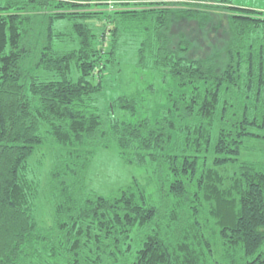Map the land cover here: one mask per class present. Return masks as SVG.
<instances>
[{
  "label": "trees",
  "instance_id": "16d2710c",
  "mask_svg": "<svg viewBox=\"0 0 264 264\" xmlns=\"http://www.w3.org/2000/svg\"><path fill=\"white\" fill-rule=\"evenodd\" d=\"M126 47L169 85L156 114L145 97L102 102ZM257 139L263 11L233 0H0V264H264V161L239 159ZM48 141L55 212L42 231L30 165ZM112 145L151 172L147 185L88 192L96 150Z\"/></svg>",
  "mask_w": 264,
  "mask_h": 264
},
{
  "label": "rangeland",
  "instance_id": "374dc122",
  "mask_svg": "<svg viewBox=\"0 0 264 264\" xmlns=\"http://www.w3.org/2000/svg\"><path fill=\"white\" fill-rule=\"evenodd\" d=\"M233 2L236 7L260 10L264 13V0H233ZM92 24L98 29V35H102L103 28L94 22ZM100 39L102 40V38ZM222 41L217 43L220 44ZM124 50L129 52L125 53V56L119 57L116 65L106 72L104 81L106 90L102 102L106 101L108 109L110 102L119 96L145 97L146 110L151 114H156L166 104L167 92L165 90L169 88V85L163 84L160 74L151 70H142L137 66L136 47H126ZM151 85L155 86L156 90H152ZM116 116L123 121L131 119L127 113L120 110H116ZM46 147L47 149L44 150L46 154L43 152L37 154L34 160H32L34 157L31 159L30 165L31 178L39 181L38 183L41 185L40 193L42 196L36 203L35 219L42 231L53 224L55 200L50 193L49 175L54 166V157L58 152L55 144L53 145L51 141H48ZM239 159L240 161H264V140L259 141L257 139L248 143L243 148ZM234 168L237 169L236 166ZM150 174V171H144L134 165H126L122 161L116 145H112L109 149L99 148L96 150L92 166L88 172L87 190L101 196L111 197L119 189L127 187L134 179H138L147 185ZM154 187L153 184L150 185L148 191H155Z\"/></svg>",
  "mask_w": 264,
  "mask_h": 264
}]
</instances>
